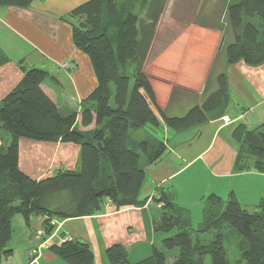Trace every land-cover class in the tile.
<instances>
[{
  "label": "trees",
  "instance_id": "16d2710c",
  "mask_svg": "<svg viewBox=\"0 0 264 264\" xmlns=\"http://www.w3.org/2000/svg\"><path fill=\"white\" fill-rule=\"evenodd\" d=\"M33 0H0V6L28 8ZM189 0H89L73 9L65 18L72 26L73 42L91 60L96 88L82 100L80 126L78 113H60L46 94L42 83L49 73L41 68H25L24 76L0 103V132L9 137L0 145V254L10 242L12 219L20 213L30 221L42 214L45 231H54L53 220L93 215L108 206H141L140 191L148 168L156 164L166 145L147 127L161 125L152 105L156 95L151 76L145 70L148 53L156 37L159 22L169 4ZM207 7L218 19L226 13L232 39L222 52L228 64L240 60L250 65L264 63V0H190ZM206 8V9H207ZM259 17L262 30L252 19ZM225 35V34H224ZM7 55L0 50V63ZM24 67V66H23ZM226 73L217 75V88L206 94L200 104L183 115H168L158 109L165 125L184 131L214 117L223 116L230 102ZM146 132L144 139L133 133ZM233 135L239 142L236 170L264 173V121L254 129L236 125ZM74 142L80 145L79 171L64 170L37 180L19 167V139ZM143 159L145 164L142 163ZM161 215L156 230L174 234L161 246L153 245L152 254L140 261L129 259L127 248L115 243L106 249L110 264H231L224 245L225 228H230L244 242L237 264H264V198L252 211L242 205L234 192L223 200L212 193L204 198L202 222L191 225V214L163 191L156 199ZM223 201L226 202L222 208ZM213 232L214 238L203 243L202 236ZM50 250L68 264H94L90 245L71 238L50 246ZM176 250L173 257L170 251Z\"/></svg>",
  "mask_w": 264,
  "mask_h": 264
},
{
  "label": "crops",
  "instance_id": "0c3cea01",
  "mask_svg": "<svg viewBox=\"0 0 264 264\" xmlns=\"http://www.w3.org/2000/svg\"><path fill=\"white\" fill-rule=\"evenodd\" d=\"M87 1L33 0L24 9L0 6V50L7 55V61L0 63V103L21 81L25 68H41L49 73L41 86L60 113L77 111L79 128H94L95 124L83 127L79 123L82 100L96 88L97 77L88 55L73 42L72 26L64 20ZM188 7L187 3L169 4L166 13L174 24L166 36L159 33L158 26L145 63L156 95L157 106L152 107L161 121L159 127L147 128L157 139L156 132L161 130L166 145L160 160L148 168L140 191L145 203L115 210L106 206L93 215L56 219L49 235L43 224L45 215H33L27 222L21 214L15 218L21 230L13 225L5 248L9 253L0 254V264H68L50 246L71 238L90 245L94 264H110L105 251L115 243L127 248L131 261V256H150L153 245H157L153 223L161 215L162 203L156 199L163 191L190 214V203L203 201L204 206V198L212 193L226 200L234 192L246 208L256 207L264 198V173L236 170L239 142L233 135L239 123L254 129L250 126L258 127L264 121V63L250 65L240 60L228 64L222 55L225 36L220 19L210 17L206 21L200 10V16L192 18ZM175 13L181 20L174 19ZM62 63L68 66L62 67ZM221 72L227 75L231 93L223 116L180 132L165 125L158 109L171 116L185 114L217 88L212 80ZM8 142V135L0 132V145ZM19 167L37 180L64 170L79 171L80 145L21 137Z\"/></svg>",
  "mask_w": 264,
  "mask_h": 264
},
{
  "label": "rangeland",
  "instance_id": "374dc122",
  "mask_svg": "<svg viewBox=\"0 0 264 264\" xmlns=\"http://www.w3.org/2000/svg\"><path fill=\"white\" fill-rule=\"evenodd\" d=\"M185 1V0H184ZM190 0L187 2V6H189V12H190V16L192 18H198V16L202 15L203 19L204 20H209L210 17H215L212 13H206L208 11V8L205 7V6H201V4H199L197 1H193V2H196L195 5H191V3H189ZM181 3H185V2H181ZM182 5V4H181ZM207 8V9H206ZM204 9V10H203ZM197 10H200V15H197ZM203 10V12H202ZM181 12V11H180ZM183 12V11H182ZM193 14V16H192ZM165 15V14H164ZM163 15V16H164ZM176 17L174 19H178L179 17L177 16H180L178 14H176ZM182 16V15H181ZM190 16L187 15L185 18L188 19L186 21H189L190 19ZM184 17V15H183ZM169 15L166 13V15L162 18V20H160L161 22L159 23V33L162 34L163 36H166L165 33H167V31H169L170 29H168L170 26H172L174 24V22L172 21H169ZM180 19V18H179ZM181 20V19H180ZM185 20V19H183ZM253 23L256 24L261 30H262V21L260 20L259 17H254L252 19ZM220 27L223 29L222 33H223V37L225 36V42L223 43V46L226 45L231 39H232V28L230 27L229 23H228V19H227V15L226 13H223L221 16H220ZM225 34V35H224ZM223 46H222V49H223ZM222 55L224 56V53H222ZM214 81V82H213ZM212 83H215L217 85V77L214 78L212 80ZM257 126L256 125H251L250 128H256ZM148 129V128H147ZM148 131H151L150 129H148ZM226 133V132H225ZM156 134L158 135L159 139H163V133L162 131L158 130L156 132ZM133 136H135V138L138 140V139H144V131L143 130H138V131H135L133 133ZM143 164H145V160L143 159L142 161ZM147 181V179H146ZM228 197H226L227 199ZM202 203V204H201ZM199 203V202H196L194 201V203H190L192 204V221H191V225L193 228H198V226L200 225V223L202 222V219H203V216H202V206H203V201ZM225 205H226V202L223 201V205H222V208H225ZM249 210H256V207H249L248 208ZM18 217V218H21V214L20 213H17L14 215L13 217V225L17 228V231L20 232V225L17 224L15 218ZM153 228L156 232V244L158 246H161V242L162 240L171 235V234H174L176 232V230H173V231H169V232H164V231H160V230H156L155 228V224L153 223ZM223 233H224V245H225V248H226V252H227V257L230 261L231 264H237V262L240 260L241 258V254H242V251H243V247H244V242L243 240L234 232L232 231L230 228H225L223 230ZM214 238V234L213 232H209V233H206L202 236V241L203 243H209L210 241H212V239ZM152 252V251H151ZM177 253L176 250H172L170 251V254L171 256H175ZM151 254V253H150ZM148 255H139V257H134V256H131L130 258L132 259L133 262L135 261H138V260H141L142 258H146ZM172 260L173 258L171 257L169 259V262L172 263ZM169 263V264H170ZM205 264H211V261H210V257L207 256L206 259H205Z\"/></svg>",
  "mask_w": 264,
  "mask_h": 264
},
{
  "label": "built area",
  "instance_id": "2783aa9c",
  "mask_svg": "<svg viewBox=\"0 0 264 264\" xmlns=\"http://www.w3.org/2000/svg\"><path fill=\"white\" fill-rule=\"evenodd\" d=\"M61 66L66 67V66H68V63H62Z\"/></svg>",
  "mask_w": 264,
  "mask_h": 264
}]
</instances>
